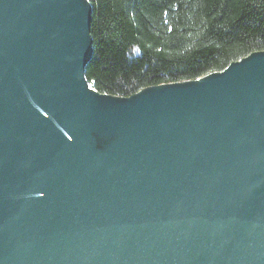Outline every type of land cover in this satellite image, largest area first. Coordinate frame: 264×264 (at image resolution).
Returning <instances> with one entry per match:
<instances>
[{"label": "water", "instance_id": "1", "mask_svg": "<svg viewBox=\"0 0 264 264\" xmlns=\"http://www.w3.org/2000/svg\"><path fill=\"white\" fill-rule=\"evenodd\" d=\"M88 0H0V264H264V50L101 93Z\"/></svg>", "mask_w": 264, "mask_h": 264}, {"label": "trees", "instance_id": "2", "mask_svg": "<svg viewBox=\"0 0 264 264\" xmlns=\"http://www.w3.org/2000/svg\"><path fill=\"white\" fill-rule=\"evenodd\" d=\"M84 75L101 93L196 79L264 50V0H88Z\"/></svg>", "mask_w": 264, "mask_h": 264}]
</instances>
